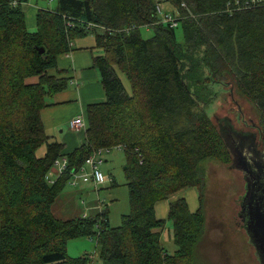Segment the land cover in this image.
<instances>
[{
	"label": "trees",
	"instance_id": "1",
	"mask_svg": "<svg viewBox=\"0 0 264 264\" xmlns=\"http://www.w3.org/2000/svg\"><path fill=\"white\" fill-rule=\"evenodd\" d=\"M27 1L0 0V264H92L93 253H68L76 238L95 239L103 264H195L205 229V163L233 162L207 109L216 85L233 82L255 106L260 127L251 122L256 129H236L256 132L264 149V0H58L56 9L37 10L33 32ZM161 1L178 14L158 13ZM166 14L177 25L164 21ZM142 26L152 27L153 35L143 37ZM89 33L103 49L94 62L106 100L87 105L84 140L66 151L64 142L51 139L41 111L71 79L51 73L59 56ZM118 70L126 73L131 92ZM34 76L37 81H30ZM113 148L127 158L131 209L121 224H111L107 209L55 216L53 203L88 167L87 158L97 154L101 168ZM109 179L115 186L112 176L103 183ZM188 187L199 192L195 211L186 197L172 199ZM162 200H170L174 252L156 231L167 222L156 214Z\"/></svg>",
	"mask_w": 264,
	"mask_h": 264
},
{
	"label": "rangeland",
	"instance_id": "2",
	"mask_svg": "<svg viewBox=\"0 0 264 264\" xmlns=\"http://www.w3.org/2000/svg\"><path fill=\"white\" fill-rule=\"evenodd\" d=\"M57 5L58 0H28L24 3L23 8L29 17L31 7L34 10L38 8L56 9ZM160 5L164 11L168 10L176 15L178 14L177 9L169 2L161 1ZM140 30L145 38L151 37L154 33L153 28L150 26H142ZM91 35L94 34L89 33L86 37ZM176 37L179 42L184 41L181 24L176 28ZM118 72L127 90L131 92L126 73L119 70ZM37 79L36 76L29 78L30 81H37ZM215 89L216 98L207 109L217 125L224 124L227 119L229 121L226 123L229 122L238 129H248L251 122H255L260 127L259 114L255 106L237 93L233 82L216 85ZM80 130L77 129V131ZM111 152L112 154H109L108 160L101 166V170L106 177H111L112 174V177L116 180V185L113 186L109 179L99 186L98 194V190L94 187L96 183L94 185L91 182L80 183L77 187L82 194L77 195L75 200L86 206L82 200H85L87 204L89 201L98 204V199H100L103 209H107L109 212L111 224L118 226L122 222V215L128 213L131 209L129 188L126 184L127 178L125 175L127 158L125 151L121 148H113ZM38 153L44 154V148L39 149ZM205 166L207 172L205 229L196 249L195 264H260L255 256V249L249 243L248 234L243 229L238 216L240 201L245 192V179L242 171L232 168L231 164H224L216 159L207 160ZM83 174V172H80L77 178H82ZM75 187L69 182L65 189ZM180 194L188 199L191 211L198 208L199 192L196 187L185 188L180 191ZM162 243L170 252L177 249L172 234V221L168 218L162 236ZM79 247L86 249H83L82 253H78ZM94 247L95 242L90 241V239L76 238L68 243V253L71 256L93 253L95 256L92 264H103L100 255L94 253Z\"/></svg>",
	"mask_w": 264,
	"mask_h": 264
},
{
	"label": "crops",
	"instance_id": "3",
	"mask_svg": "<svg viewBox=\"0 0 264 264\" xmlns=\"http://www.w3.org/2000/svg\"><path fill=\"white\" fill-rule=\"evenodd\" d=\"M37 10L31 7L29 10L30 16L28 17L26 15L27 27L31 32L37 29ZM72 44V50L61 54L58 58L57 68L51 70V73L57 75H69L71 79L68 82V86L63 91L48 96L46 99L48 104L41 111L44 125L51 139L64 142L66 151L74 150L84 140L83 131L74 129L71 126V121L79 114L84 115L85 108L88 104L106 100L105 90L101 81V73L94 62L96 55L103 54V49L95 46L96 39L94 35L78 38ZM43 148L45 149V146ZM109 154H112V152L105 154V161L108 160ZM59 170L58 166L53 168L51 173L54 178L60 173ZM86 170L88 171L89 168L86 167ZM87 182H91L94 185L92 180L84 181L82 178H78L76 185H73L76 186L75 188L65 189L59 194L52 205V211L55 216L61 219H70L85 215H95L103 211L104 207L100 199H98V204L93 201H89L87 204L85 200H82L86 206L79 204L75 200L77 195L82 194L77 185ZM94 187L98 190L99 186L94 185ZM180 191L173 195L172 199L182 197ZM169 202L170 200L157 202L156 214L159 218H168ZM164 228L156 229V231L161 232V237L163 236ZM88 239L95 242L93 238ZM76 246L78 247V245ZM83 249L86 248L79 247L78 253H82ZM95 249L96 242L93 251Z\"/></svg>",
	"mask_w": 264,
	"mask_h": 264
},
{
	"label": "water",
	"instance_id": "4",
	"mask_svg": "<svg viewBox=\"0 0 264 264\" xmlns=\"http://www.w3.org/2000/svg\"><path fill=\"white\" fill-rule=\"evenodd\" d=\"M227 121L219 125L233 156L231 167L242 171L245 179L246 193L240 201L244 214L242 227L257 260L264 264V149L256 132L237 130Z\"/></svg>",
	"mask_w": 264,
	"mask_h": 264
},
{
	"label": "built area",
	"instance_id": "5",
	"mask_svg": "<svg viewBox=\"0 0 264 264\" xmlns=\"http://www.w3.org/2000/svg\"><path fill=\"white\" fill-rule=\"evenodd\" d=\"M157 11L160 14H163L164 10L163 7L160 5V3L157 5ZM161 17H163L164 21L167 22H171V25H177V21L175 19H173V15H161ZM71 126L74 129H83L85 128V119H84V115L83 114H79L75 119H73L71 121ZM102 151H100L99 153L101 154ZM98 153V154H99ZM100 162L101 160H99L97 158V154L90 156L87 158L86 160V165L90 168L89 171H87L85 169V167H82V171H83V177L82 180L84 181H88L91 180L94 182V184L97 186L99 183H103L106 180V176L103 173V171L100 168ZM67 163V159H63L61 161L57 162V166H59V169L62 170L65 166V164ZM78 178L77 176L75 177V180L73 181V184H76Z\"/></svg>",
	"mask_w": 264,
	"mask_h": 264
},
{
	"label": "flooded vegetation",
	"instance_id": "6",
	"mask_svg": "<svg viewBox=\"0 0 264 264\" xmlns=\"http://www.w3.org/2000/svg\"><path fill=\"white\" fill-rule=\"evenodd\" d=\"M227 121V120H226ZM229 124V123H228ZM224 126H226V125H224ZM253 129H256V128H254V126H251ZM241 129V128H240ZM243 129V128H242ZM245 193H246V190H245V192H244V194L243 195H245ZM242 195V196H243ZM246 215V214H245ZM238 216H239V218H240V220H241V223L243 224V221H244V214H243V206H242V204L240 203V210H239V212H238ZM244 229V228H243ZM245 230V229H244ZM246 231V230H245Z\"/></svg>",
	"mask_w": 264,
	"mask_h": 264
}]
</instances>
